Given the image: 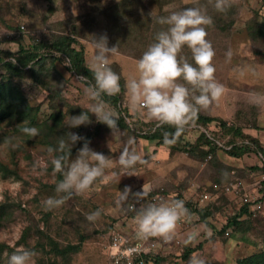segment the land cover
Listing matches in <instances>:
<instances>
[{"label":"rangeland","instance_id":"rangeland-1","mask_svg":"<svg viewBox=\"0 0 264 264\" xmlns=\"http://www.w3.org/2000/svg\"><path fill=\"white\" fill-rule=\"evenodd\" d=\"M214 3L215 0H0L3 61L15 57L21 48L29 50L40 41L70 36L71 46L82 50L84 63L91 67L94 39L106 35L108 47L116 46L110 66L120 77L122 91L114 105L102 99L117 116L125 112V122L132 129H110L96 135L101 122L92 113L90 124L68 127V132L84 138L76 142L70 159H75L87 142L91 150L107 156L111 167L105 169L90 191L46 210L44 202L49 197L65 195L55 190L63 175L55 172L52 164L59 141H54L51 129L55 126L50 114L59 113L57 127L67 126L68 116L86 111L94 101L85 92L83 78L68 70L63 55L50 49L39 48V52L56 58L55 79L51 81L59 87L55 109L50 107L48 91L30 77L28 65L17 76L0 61V82L16 86L25 103L35 108L33 123L12 117L0 120V203L13 210L12 217L0 227V243L7 246L0 251V264H8L9 257L20 249L35 254L34 264H110L109 235L120 232L132 238L138 236L137 212L129 210V205L143 188L148 190L147 196L159 195L161 203L182 201L188 211L173 239L147 238L155 244L150 264H195L200 260L204 264H234L237 258L264 250L258 233L264 225V38L252 39L246 30L248 23L264 24V0H233L225 12H216ZM188 7H199L203 12L214 10L218 15L219 26L207 27L206 39L215 52V80L223 85L224 93L219 101L198 113L212 120L206 126L190 123L184 128L181 142L172 149L139 136L158 123L148 118L146 109L132 103L128 83L138 78L137 61L155 42L156 34L167 28L157 22L158 18ZM229 19L232 23L222 30ZM122 32L126 33L124 38L117 40L116 35ZM180 55L194 65L186 46ZM221 121L226 127L239 128L243 135L225 131ZM24 127H35L39 135H25L21 131ZM200 132L210 138L213 147L203 158L185 152ZM233 143L246 144L248 149L230 156L226 151ZM125 148L140 155L142 162L131 169L120 166L119 156ZM129 172L134 174H126ZM125 188L130 192L121 202ZM203 195L206 197L201 200ZM242 205H246L247 212L236 220L243 223L225 226ZM97 210L100 216L88 220ZM26 226L28 231L21 237ZM36 228L59 248L74 244L76 251L62 261L50 251L47 240L35 234ZM185 248L190 249L186 256Z\"/></svg>","mask_w":264,"mask_h":264},{"label":"clouds","instance_id":"clouds-1","mask_svg":"<svg viewBox=\"0 0 264 264\" xmlns=\"http://www.w3.org/2000/svg\"><path fill=\"white\" fill-rule=\"evenodd\" d=\"M232 2L233 0H215L214 8L218 12H225ZM157 22L167 25V28L156 34L155 42L148 46L137 61L139 76L129 81L128 89L134 105L146 109L150 120H155L160 125L173 126L178 136L186 126L194 123L201 109H207L214 101H219L224 93L223 85L215 80V67L212 64L215 52L206 39V29L212 26L213 21L199 7H188L173 11L166 17H159ZM185 46L190 49L195 66L180 55ZM94 49L90 71L95 83H90L85 88L87 96L94 103L79 115L68 116L66 125L69 128L90 124L89 113L94 114L97 121L110 129L116 127L118 116L102 99L103 95L115 96L121 90L120 77L110 66V56L115 54L116 46L108 47L107 36L104 35L94 39ZM8 60L15 63L14 57H9ZM82 78L86 80V77ZM180 80L185 83H178ZM197 92L199 95H196ZM21 131L29 137L39 135L35 127H24ZM82 139L84 138L78 134L69 132L67 142L59 141L55 151L61 154L52 160V164L54 171L63 175L55 190L65 195L59 198L49 197L44 202L46 210L62 206L73 195L90 191L94 183L104 176L105 169L111 167L107 156L91 150L87 142L78 150L77 157L70 159L71 147ZM138 162H142L141 156L128 148L119 156V164L125 169L134 168ZM129 192L130 189L125 188L120 195L121 202L126 200ZM147 194L148 190L143 188L142 192L134 195L137 199H144ZM129 210L136 209L131 204ZM136 211L137 235L143 239L158 237L166 241L173 239L181 218L188 215L182 201L152 203ZM99 216L100 212L97 210L87 219L94 221ZM191 239L194 237H190ZM34 255L28 249H20L9 257L8 264H34ZM195 264H204V261L200 260Z\"/></svg>","mask_w":264,"mask_h":264},{"label":"trees","instance_id":"trees-1","mask_svg":"<svg viewBox=\"0 0 264 264\" xmlns=\"http://www.w3.org/2000/svg\"><path fill=\"white\" fill-rule=\"evenodd\" d=\"M210 2L211 0H204V2ZM201 4V3H200ZM216 12L217 10L214 9ZM214 10H206L205 14L210 16L211 13L213 21V25L216 27L219 26V20H217L218 15H215ZM232 23V19H229L226 23V25L221 28L222 30H225L230 24ZM254 28V29H253ZM246 30L248 31V36L252 39H256L258 37L264 38V24H256V23H248L246 24ZM125 32H122V35H116L117 40L123 39L125 36ZM113 38V36H112ZM115 38V40H116ZM73 42L72 38L70 36H59L54 39H52L49 42H43L40 41L39 43L32 44L30 46L29 50L21 48L19 50V54H17L14 59L15 63L9 62L8 60H0L2 64L5 66V68L11 72L12 75L21 76V73L23 72V68L28 65L27 72L30 74V77L33 78V80L39 84L41 87H43L44 90L48 91L50 94L51 99V109L56 108V102L58 95H59V87H56V84L51 83L52 80L55 79V76L53 77L54 68H53V62L55 61V57L52 55H46L39 52V48H47L51 51H54L55 53L61 54L65 57L68 63V70L73 72L74 74L80 76V77H86V80L83 79V83L88 86V84H94V78L93 74L90 71V67H88L83 60V54L81 49H75L73 46H71V43ZM5 54V53H1ZM8 55V54H5ZM48 62V65H46ZM52 73V74H51ZM120 92L122 91V84L120 80ZM103 99L111 103L112 105L116 104L119 100V94L115 96H107L103 95ZM35 108L29 107L25 101L16 86L14 87L13 84H11L8 81L0 82V120L4 118H15L16 120H24L27 119L29 123H33L34 117H33V110ZM83 112V111H81ZM126 113L120 112L118 115V119L116 121V127L113 129H126L128 131L132 130L125 122ZM50 119L53 122V125L55 126V129H51V131L55 134V142L57 144V141L64 140L68 141V127H57L56 124L59 122V113L53 112L50 114ZM212 119L207 116H203L198 114L197 118L195 119L194 123L192 124H198L201 126H206ZM220 126L225 129V131H234V135H243L239 128H232V127H226L224 122H220ZM74 129V128H71ZM110 128L104 124L101 123V126L98 128L96 135L100 133V131H108ZM183 131L177 136L176 135V129L173 126H169L167 124L160 125L158 124L155 126L152 130H149L145 133H139V136L144 139H150V140H156V143L159 145H164L169 148L174 149L176 144H179L181 142V137L183 135ZM167 140L173 141L172 143H167ZM211 140L210 138L204 133L200 132L198 136L195 138L192 144H189L188 147L185 149V152L189 154L190 156L196 155V157L203 158L208 152L210 153L213 151V147L211 146ZM57 144V149H58ZM76 143L71 147L70 154L72 153ZM203 146V148H201ZM200 150H197L199 149ZM248 149V146L246 144L237 146L234 143L231 144L230 148L226 151V153L230 156H237L241 154L242 152H245ZM259 152H262L260 148ZM66 151V150H65ZM199 152L196 154V152ZM60 152H57L56 156L60 155ZM262 170L264 171V162L261 164ZM256 169V167H254ZM5 169V168H2ZM155 193V192H152ZM246 205H242L239 208V211L237 214L233 215L229 220L226 221L225 226L232 225L233 227L240 226L243 222L240 220H236L238 215L246 213ZM13 210L9 209L6 204L0 203V227L4 226L5 223L12 217ZM204 216V212L200 213V217ZM28 231V227L26 226L24 230L22 231L21 237H24L26 232ZM260 238L263 240L264 243V225L260 230L258 231ZM35 234H38L40 237H44L50 247V251L55 255L60 257L62 261H65L68 258V255L70 253H73L76 251L77 246L74 244H66L65 246L59 248L57 244L47 235H45L42 231H40L38 228L35 229ZM5 244L0 243V251L3 248H6ZM43 247V245H41ZM190 251L189 248H185L184 256L188 254ZM46 264H60L55 263L53 261H49ZM234 264H264V250L250 254L248 256L237 258Z\"/></svg>","mask_w":264,"mask_h":264},{"label":"built area","instance_id":"built-area-1","mask_svg":"<svg viewBox=\"0 0 264 264\" xmlns=\"http://www.w3.org/2000/svg\"><path fill=\"white\" fill-rule=\"evenodd\" d=\"M206 196L203 195L201 200ZM160 196H146L144 199L134 198L131 203L136 210L146 207L148 204H159ZM178 201L177 199L170 200ZM145 202L147 204H145ZM132 210V212H137ZM155 244L147 239L129 237L120 232H112L108 237L107 242V258L110 264H150L154 256Z\"/></svg>","mask_w":264,"mask_h":264},{"label":"crops","instance_id":"crops-1","mask_svg":"<svg viewBox=\"0 0 264 264\" xmlns=\"http://www.w3.org/2000/svg\"><path fill=\"white\" fill-rule=\"evenodd\" d=\"M196 127V126H195Z\"/></svg>","mask_w":264,"mask_h":264}]
</instances>
